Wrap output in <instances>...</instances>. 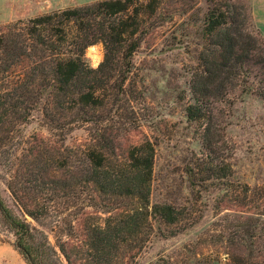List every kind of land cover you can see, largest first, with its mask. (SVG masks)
<instances>
[{"label":"rangeland","instance_id":"374dc122","mask_svg":"<svg viewBox=\"0 0 264 264\" xmlns=\"http://www.w3.org/2000/svg\"><path fill=\"white\" fill-rule=\"evenodd\" d=\"M93 1L0 0V26ZM231 1L245 6L247 30L264 43V0ZM173 5L181 6L161 0L154 13L139 16V45L128 70L120 64L118 46L110 67L96 74L103 80L96 91L103 104L85 108L89 121L63 134L48 125L65 113L54 110L51 89L41 85L46 81L39 75L33 81L12 75L2 80L0 70V197L33 223L7 184L26 182L32 172L44 175L58 165L61 182L76 178L74 186L57 196L81 212L75 225L102 222L110 214L101 212L104 204L131 203L100 194L85 181L84 153L94 133L98 131L106 144L110 168L125 165L129 148L149 140L154 156L148 210L169 204L178 219L166 223L151 212L143 247L121 264H264V222L260 219L250 227L261 236H251L247 219L256 212L254 187H264V101L237 88L209 103L201 117L187 118L186 108L194 103L198 86L199 53L208 40L203 34L208 4L194 0L182 14L171 13ZM104 52L101 41L86 46L88 66L96 68ZM13 242L12 231L0 221V264H26Z\"/></svg>","mask_w":264,"mask_h":264},{"label":"trees","instance_id":"16d2710c","mask_svg":"<svg viewBox=\"0 0 264 264\" xmlns=\"http://www.w3.org/2000/svg\"><path fill=\"white\" fill-rule=\"evenodd\" d=\"M171 13H186L194 0H172ZM203 34L207 42L199 53L196 71L198 86L194 103L186 108L187 118L201 117L209 103L222 100L229 91L254 94L264 101V43L247 30L248 12L244 5L231 0H206ZM137 3V4H135ZM161 0H96L88 4L58 9L26 20L18 19L0 26V70L2 80L36 75L51 89L54 110L65 113L48 124L63 134L89 121L87 107L103 104L96 91L103 80L96 74L110 67L113 52L121 47L120 64L128 70L133 51L139 45L136 35L140 15L151 14ZM72 28V29H71ZM101 41L104 59L96 68L88 66L84 49ZM11 76V79L13 78ZM5 77V78H4ZM67 114H72L65 118ZM96 131L84 156L87 160L85 181L100 194L125 197L131 206L114 201L104 204L101 212L110 213L102 222L77 227L80 211L71 209L68 200L58 199L76 182H61L58 165L38 170L26 182L7 184L20 209L31 218L28 222L15 214L0 197V221L14 235L13 245L26 264H121L133 258L147 240L148 217L158 213L166 222L178 219L169 204H155L148 210L154 147L149 140L131 146L127 163L108 167L106 144ZM249 186L244 184L243 191ZM258 202L254 215L247 217L250 228L264 217V187L256 186ZM121 209V210H118ZM113 210H117L111 214ZM264 231V224L260 227ZM264 239V233L262 234ZM130 250H134L130 253Z\"/></svg>","mask_w":264,"mask_h":264}]
</instances>
